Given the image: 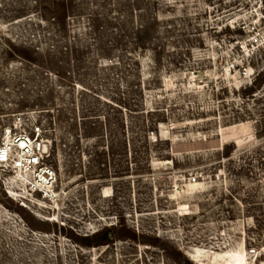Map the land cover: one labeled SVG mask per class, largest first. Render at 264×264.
Returning <instances> with one entry per match:
<instances>
[{
  "label": "rangeland",
  "instance_id": "374dc122",
  "mask_svg": "<svg viewBox=\"0 0 264 264\" xmlns=\"http://www.w3.org/2000/svg\"><path fill=\"white\" fill-rule=\"evenodd\" d=\"M36 131L0 264H264V0H0V146Z\"/></svg>",
  "mask_w": 264,
  "mask_h": 264
},
{
  "label": "built area",
  "instance_id": "2783aa9c",
  "mask_svg": "<svg viewBox=\"0 0 264 264\" xmlns=\"http://www.w3.org/2000/svg\"><path fill=\"white\" fill-rule=\"evenodd\" d=\"M38 137L36 131L34 137L22 133L11 138V143L4 141L0 146V167L7 168L15 179L19 178L21 171L22 174L25 170L30 171L31 175L25 185L26 192L33 198L38 196L39 199H51L55 194L56 175L46 164L48 149ZM6 193L8 194V191ZM20 203L22 205L23 201Z\"/></svg>",
  "mask_w": 264,
  "mask_h": 264
},
{
  "label": "bare ground",
  "instance_id": "6f19581e",
  "mask_svg": "<svg viewBox=\"0 0 264 264\" xmlns=\"http://www.w3.org/2000/svg\"><path fill=\"white\" fill-rule=\"evenodd\" d=\"M4 137L7 139L6 141L7 142H12V139H11V135H10V133L9 132H6L5 134H4ZM5 140V139H4ZM13 155H17L16 153H13ZM25 173L24 174H22V171H21V174L19 175V178L18 179H13L14 181H16L18 184H20V187L21 188H23V189H21V190H19V192L21 193L22 192V194L23 193H25V194H27L28 196H30L27 192H26V189H25V185H26V182H27V179H28V177H30V171H24ZM22 198H24V197H22ZM40 199H42V200H49V201H52V200H56V193L54 194V197L53 198H51V199H46V198H40ZM234 264H242L241 263V261L240 260H237V261H235V263Z\"/></svg>",
  "mask_w": 264,
  "mask_h": 264
},
{
  "label": "trees",
  "instance_id": "16d2710c",
  "mask_svg": "<svg viewBox=\"0 0 264 264\" xmlns=\"http://www.w3.org/2000/svg\"><path fill=\"white\" fill-rule=\"evenodd\" d=\"M235 144V143H234ZM236 145V144H235Z\"/></svg>",
  "mask_w": 264,
  "mask_h": 264
}]
</instances>
